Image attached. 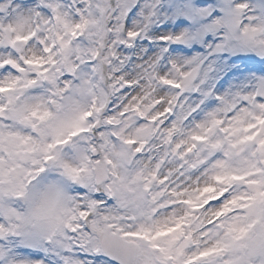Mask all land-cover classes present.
Returning <instances> with one entry per match:
<instances>
[{
	"label": "snow or ice",
	"instance_id": "6c2138e0",
	"mask_svg": "<svg viewBox=\"0 0 264 264\" xmlns=\"http://www.w3.org/2000/svg\"><path fill=\"white\" fill-rule=\"evenodd\" d=\"M0 264H264V0H0Z\"/></svg>",
	"mask_w": 264,
	"mask_h": 264
}]
</instances>
